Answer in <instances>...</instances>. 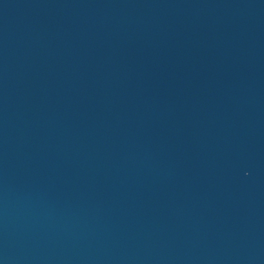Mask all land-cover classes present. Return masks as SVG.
Instances as JSON below:
<instances>
[{
	"label": "water",
	"instance_id": "water-1",
	"mask_svg": "<svg viewBox=\"0 0 264 264\" xmlns=\"http://www.w3.org/2000/svg\"><path fill=\"white\" fill-rule=\"evenodd\" d=\"M0 264H264V0H0Z\"/></svg>",
	"mask_w": 264,
	"mask_h": 264
}]
</instances>
